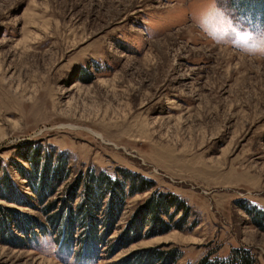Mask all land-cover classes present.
Masks as SVG:
<instances>
[{
	"label": "rangeland",
	"instance_id": "obj_1",
	"mask_svg": "<svg viewBox=\"0 0 264 264\" xmlns=\"http://www.w3.org/2000/svg\"><path fill=\"white\" fill-rule=\"evenodd\" d=\"M94 211L98 253L64 247ZM234 250L264 264V0H0V264Z\"/></svg>",
	"mask_w": 264,
	"mask_h": 264
},
{
	"label": "trees",
	"instance_id": "obj_2",
	"mask_svg": "<svg viewBox=\"0 0 264 264\" xmlns=\"http://www.w3.org/2000/svg\"><path fill=\"white\" fill-rule=\"evenodd\" d=\"M39 151L40 150H34L32 152L34 154H32L30 156V159L32 160V161H30L31 162L30 164H31V166L34 169H38L39 166H48L51 163V156H49V157L47 156L46 157V161L44 162V165H43V163H42V165H40V162H39L40 158L38 157L39 156ZM58 165L62 166L63 164H58ZM19 175L21 177H23L24 179H26V177H29V175L22 168L20 169ZM99 176L95 177V178L94 177L91 178L96 185L100 186L101 188L102 187H104V188H111V187L117 188L118 191H119V194H120V197H118V200L117 201L114 200L115 202H113L112 206H111V202H112L111 201L109 206H108V209L104 212L105 219H104L103 225L105 227H107L109 222L111 223L112 219H113V217L109 216V212L111 211L112 208H114V206L117 209L118 206L122 205L123 199L125 198V192H124V188L123 187L116 186L117 183L115 184V182L110 180L109 177L104 176L102 174H99ZM60 178H61L60 175L58 177L56 176V180L58 179V181H60ZM56 180L54 182L55 183L54 185L52 183V185H53L52 189H54L55 186L59 184V182L58 181L56 182ZM135 183H136V181H133V180H131V182L129 183L130 185H129V189H128V191H129L128 192V196L129 195H133V193H137V192H135V189L133 187V185H135ZM140 183L142 184V181ZM87 187H89V186H87ZM91 189L92 188L89 187V188H87V191H89L91 193V191H90ZM48 190L50 191L51 188H49ZM99 190H100V188H99ZM35 192H36V195H38V197H40L39 201L42 202L44 200V198H43V195L39 192L38 188H36ZM101 192L102 191L100 190V194H103ZM100 197H102V196H100ZM160 197L162 199H166L163 196H160ZM152 198H154V197L151 196L148 199L147 203L145 205H143V206H146L149 209V211L152 210L154 213H156L157 210H159V209H161L162 207L165 206V202H163V203L154 202V200H152ZM115 199H117V198H115ZM14 201H17V203H19L18 200H16V199H14ZM85 210H87V208ZM162 211H163V209H162ZM85 215H86V219L89 220V221H87V225L91 226V228L93 227V230L91 232H89V230L86 231L85 233L82 234L81 238L77 240L74 237L75 233H73V225H72L73 223H70V222L66 223L64 225L65 230L62 232L63 236L61 238H63L62 239L63 241H61V243L63 244L64 247H67V248H69L71 250L75 249V248H77L78 251L79 250H85V249L87 251L89 249H92L93 250L92 253L96 254V253H98L97 245L100 244V242L98 240L101 241L100 238L106 236L107 233L104 232L102 236H99V234H97V232L94 230V228L96 226H97V229H98V225H99V222H100V218L97 217V212H95V211H94V213H90L89 212V214H87V212H85ZM105 215H107V217ZM51 219H53V218H51ZM29 220H31V219H29ZM31 222H33V221H31ZM56 223H57V221H56ZM161 223H163V225H164V222L161 221ZM37 224H39V223H37ZM132 226H133V223L131 224V227ZM135 226H136V222H135ZM106 232H107V230H106ZM101 243H102V241H101ZM198 264H257V263H256L254 257L250 253H248L247 251L246 252H241V251H238V250H234L231 253L230 257L227 258V259L215 258L212 262H209L208 259L204 258Z\"/></svg>",
	"mask_w": 264,
	"mask_h": 264
}]
</instances>
